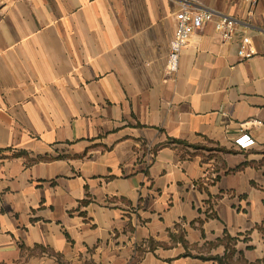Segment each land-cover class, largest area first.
I'll return each mask as SVG.
<instances>
[{
  "label": "crops",
  "instance_id": "obj_1",
  "mask_svg": "<svg viewBox=\"0 0 264 264\" xmlns=\"http://www.w3.org/2000/svg\"><path fill=\"white\" fill-rule=\"evenodd\" d=\"M183 2L0 0V264H264V0Z\"/></svg>",
  "mask_w": 264,
  "mask_h": 264
},
{
  "label": "built area",
  "instance_id": "obj_2",
  "mask_svg": "<svg viewBox=\"0 0 264 264\" xmlns=\"http://www.w3.org/2000/svg\"><path fill=\"white\" fill-rule=\"evenodd\" d=\"M201 0H184L180 12L176 16L177 30L176 37L171 45V51L168 59L170 71L176 72L179 67L182 51L190 42L192 36L204 29L209 24H213L215 30L220 33L225 42L233 40L234 34L239 26L237 19L223 16L212 10H202ZM251 7L250 17L255 13V8L260 0H246ZM255 52L251 46V39L246 37L240 43L239 56L242 59H251ZM236 144L244 150L255 146L256 142L249 136H243L237 139Z\"/></svg>",
  "mask_w": 264,
  "mask_h": 264
},
{
  "label": "trees",
  "instance_id": "obj_3",
  "mask_svg": "<svg viewBox=\"0 0 264 264\" xmlns=\"http://www.w3.org/2000/svg\"><path fill=\"white\" fill-rule=\"evenodd\" d=\"M219 260V262L221 263V264H223V262H222V260L221 259H218Z\"/></svg>",
  "mask_w": 264,
  "mask_h": 264
}]
</instances>
